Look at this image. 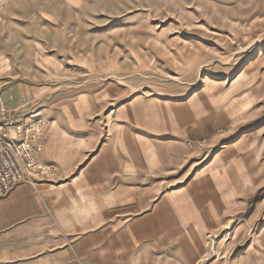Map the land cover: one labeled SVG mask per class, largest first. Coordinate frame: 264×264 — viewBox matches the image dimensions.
Segmentation results:
<instances>
[{
  "label": "rangeland",
  "instance_id": "rangeland-1",
  "mask_svg": "<svg viewBox=\"0 0 264 264\" xmlns=\"http://www.w3.org/2000/svg\"><path fill=\"white\" fill-rule=\"evenodd\" d=\"M0 100L133 155L172 264H264V0H0Z\"/></svg>",
  "mask_w": 264,
  "mask_h": 264
},
{
  "label": "crops",
  "instance_id": "crops-1",
  "mask_svg": "<svg viewBox=\"0 0 264 264\" xmlns=\"http://www.w3.org/2000/svg\"><path fill=\"white\" fill-rule=\"evenodd\" d=\"M52 125L33 151L55 177L0 197V264H172V205L155 198L163 185L151 179L139 190L135 157L110 137Z\"/></svg>",
  "mask_w": 264,
  "mask_h": 264
},
{
  "label": "built area",
  "instance_id": "built-area-1",
  "mask_svg": "<svg viewBox=\"0 0 264 264\" xmlns=\"http://www.w3.org/2000/svg\"><path fill=\"white\" fill-rule=\"evenodd\" d=\"M43 127L42 120L21 121L0 100V197L20 184L35 188L39 182L55 177L54 166L38 161L33 152Z\"/></svg>",
  "mask_w": 264,
  "mask_h": 264
}]
</instances>
